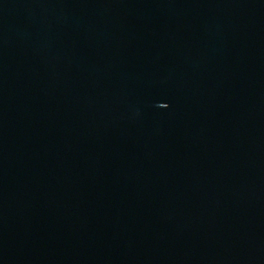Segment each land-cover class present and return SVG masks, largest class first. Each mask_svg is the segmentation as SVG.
Segmentation results:
<instances>
[{
  "label": "water",
  "instance_id": "95a60500",
  "mask_svg": "<svg viewBox=\"0 0 264 264\" xmlns=\"http://www.w3.org/2000/svg\"><path fill=\"white\" fill-rule=\"evenodd\" d=\"M0 264H264V0H0Z\"/></svg>",
  "mask_w": 264,
  "mask_h": 264
}]
</instances>
